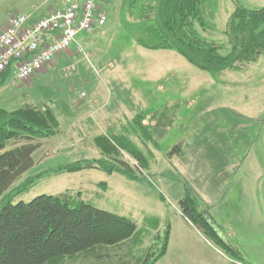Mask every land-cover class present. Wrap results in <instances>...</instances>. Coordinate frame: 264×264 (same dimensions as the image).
<instances>
[{
	"label": "rangeland",
	"instance_id": "obj_1",
	"mask_svg": "<svg viewBox=\"0 0 264 264\" xmlns=\"http://www.w3.org/2000/svg\"><path fill=\"white\" fill-rule=\"evenodd\" d=\"M106 1L111 7L106 9L107 24L78 37L86 54L70 55L73 61L60 67L53 78H36V73L20 82L13 74L0 89V107L9 111L28 99L39 102L51 95L62 131L45 141L34 156L35 165L0 199V212L9 199L28 202L41 194L68 192L78 200L136 221L140 230L136 239L68 256L61 264H140L151 250L155 256L159 254L160 245L153 244L162 243L168 228V250L156 264H242L185 219L179 205L186 186H192L194 179L184 173L187 147L204 141L235 144V151L246 155V166L237 171L223 196L216 193L210 198V213L223 235L244 253L246 263L264 264V56L241 70L229 69L213 77L174 50L146 49L127 38L119 17L122 0ZM238 1L251 10L264 7V0ZM37 3L0 0V29L9 16L28 15ZM235 6L233 0H220L211 20L213 27L199 28L203 36L223 44L224 54L231 50L226 29ZM87 80L88 88L84 84ZM83 100L86 106H82ZM145 111L149 114L143 124L153 141L130 134L150 159V169L139 172L142 181L96 168L53 173L78 159L100 157L125 161L140 171L137 160L127 152L108 153L106 141L98 144L93 140L100 135L110 137V128L117 130L116 135H125L123 125L131 128L132 119ZM108 116L111 120H106ZM20 143L11 140L7 148ZM178 144L182 145L179 152ZM260 174L261 183L257 182ZM29 179L35 183L20 193ZM245 214L248 218L241 220ZM156 232L160 241L155 240Z\"/></svg>",
	"mask_w": 264,
	"mask_h": 264
},
{
	"label": "trees",
	"instance_id": "obj_2",
	"mask_svg": "<svg viewBox=\"0 0 264 264\" xmlns=\"http://www.w3.org/2000/svg\"><path fill=\"white\" fill-rule=\"evenodd\" d=\"M219 2L122 0L120 24L127 38L138 45L150 50H174L198 69L217 77L229 69L241 70L264 56V7L251 10L233 0L236 6L226 29L231 49L228 54L222 52L223 44L202 35L199 28L207 30L213 27L211 20ZM12 76L11 68L0 72V89ZM52 105V101L24 102L12 111L0 107V199L35 165L33 155L41 143L34 140L54 137L61 132ZM148 114L145 111L136 115L131 128L123 125L125 135H116L117 130L110 128V137L100 135L94 139L98 144L106 141L108 153L127 152L137 160L140 171L125 161L112 162L100 157L78 159L54 169L53 173L96 168L142 181L139 172L150 169V159L131 140L130 134L153 141L151 131L143 124ZM11 140L21 143L7 148ZM180 145H177V152L182 149ZM34 183L35 179H29L19 192L24 193ZM161 199L165 201L163 195ZM179 205L184 218L201 229L208 239H213L235 259L243 260L239 248L223 235L209 206L199 200L192 186H186ZM139 232L132 218L97 208L68 192L41 194L28 202L9 199L0 212V264H61L68 256L136 239ZM169 239L168 228L162 243L153 244L160 245L159 254L155 256L151 250L139 261L140 264H156L167 253ZM155 240H161L159 232H156Z\"/></svg>",
	"mask_w": 264,
	"mask_h": 264
},
{
	"label": "built area",
	"instance_id": "obj_3",
	"mask_svg": "<svg viewBox=\"0 0 264 264\" xmlns=\"http://www.w3.org/2000/svg\"><path fill=\"white\" fill-rule=\"evenodd\" d=\"M100 1L68 0L34 22L27 15L10 16L0 31V72L11 68L14 79L23 82L74 45L79 54H86L78 37L104 26L108 19Z\"/></svg>",
	"mask_w": 264,
	"mask_h": 264
},
{
	"label": "crops",
	"instance_id": "obj_4",
	"mask_svg": "<svg viewBox=\"0 0 264 264\" xmlns=\"http://www.w3.org/2000/svg\"><path fill=\"white\" fill-rule=\"evenodd\" d=\"M67 2H68V0H49V1L38 0L37 5L30 8V10H29L30 12L27 16H29L30 22H34L35 20L46 16L51 10L64 6ZM100 6L105 12H106V9L109 10L111 8L106 0H101ZM107 17H108V15H107ZM108 20H109V17L107 19V22H108ZM8 22H9V18L6 19V22H5L4 26H2L0 31L8 25ZM107 22H106V24H107ZM75 53H78V52L76 50V46L74 45L68 52L63 53L62 55L56 57L54 59L53 64L48 65L47 67L43 68L40 71L41 73H37L36 78L41 77V76L44 77L46 75H48V78H50L51 76L53 78L55 75L58 74V72H60L59 71L61 69L60 67L68 65L70 62L73 61L74 58L71 57L70 55H74ZM89 82L90 81L87 80L84 83L87 88L90 85ZM32 86H33V84H32ZM36 86H39V84ZM23 95L25 96V97H23V99L27 100V95H25V94H23ZM50 96L51 95L47 94V95H45V98L40 97V98H44V99H42L43 101H39V102H44V100L45 101H52V98ZM86 100H87V98H86ZM86 100H83L82 106H84V103ZM95 100H97V99H95ZM27 101L33 102V103H39V102H35L33 100H30V99H28ZM54 101H52V103H54ZM92 102L95 106L97 105L94 100H92ZM59 103H60V101H59ZM125 104H127V103H125ZM85 106H86V103H85ZM53 107L54 106L52 105V108ZM53 111H54L55 115L57 116L54 108H53ZM121 114L123 116H127V114H125L122 111H121ZM63 116L66 117V115H63ZM109 116L106 117V120H111ZM113 117H115V116H113ZM57 118H58V116H57ZM58 120L60 122L59 118H58ZM88 120L89 119H86L85 121H88ZM86 123H88V122H86ZM89 124L92 125L90 123V121H89ZM60 126H61V122H60ZM61 134H62V131L54 137H58ZM48 139L49 138H44L40 142L41 146H40V148H38V150L43 148V146L45 145V141ZM37 151L34 153L33 156H35ZM187 151L188 152L186 153V156L188 158H186V160H185V162H187V164H186L187 167L185 170H187V171H184V173L187 175V177L188 176L194 177V179L191 178V181H193L192 187H193V189L196 190V192L200 196H202L208 202V204H210V206L207 205V206H209V210H210V207H211L210 198L215 196L216 193H218L217 195L220 197H221V195L223 196V194L227 191V189H229L230 181L236 175L237 171H239L241 166L242 167L246 166L247 157L244 154V152L242 155H240L239 153H237L235 151V144L231 145V144L222 143V142L210 143V141H204V142H198V143L190 144L187 147ZM237 157H238V159H237ZM250 162H252V164H255V163H253L255 161H249V163ZM203 177H204V179H202ZM261 177H262V175L260 174L257 182L261 183ZM258 211H260V210L258 209ZM253 214H255V213L253 212ZM248 215H249V213H248ZM247 218H248V216L245 214L244 216L241 217V220L245 219V221H246ZM232 243H234V242H232ZM239 250L241 251V249H239ZM241 253H242L243 260L240 261V260H237L234 258L235 261L236 262L238 261L242 264H248L245 262L244 253L242 251H241Z\"/></svg>",
	"mask_w": 264,
	"mask_h": 264
}]
</instances>
